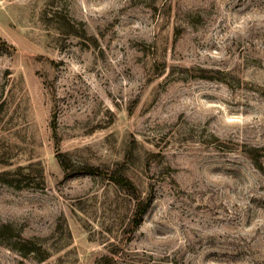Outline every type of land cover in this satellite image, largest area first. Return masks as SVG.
<instances>
[{
    "label": "rangeland",
    "instance_id": "1",
    "mask_svg": "<svg viewBox=\"0 0 264 264\" xmlns=\"http://www.w3.org/2000/svg\"><path fill=\"white\" fill-rule=\"evenodd\" d=\"M0 264H264V0H0Z\"/></svg>",
    "mask_w": 264,
    "mask_h": 264
},
{
    "label": "trees",
    "instance_id": "2",
    "mask_svg": "<svg viewBox=\"0 0 264 264\" xmlns=\"http://www.w3.org/2000/svg\"><path fill=\"white\" fill-rule=\"evenodd\" d=\"M7 43V42H6ZM52 127L54 132L56 133L57 126L55 125V120L52 123ZM58 157L60 158V162L64 166V168L68 169L70 167V159L67 157L65 153H58ZM88 172L91 173H102L106 176H108L111 180H113L116 184H119L121 187L126 189L128 193L132 194L138 199L136 214L134 216L133 223L138 224L142 221L143 215L147 211L151 201L152 197L148 195L147 197H143L139 187L134 182V180L125 173V171L122 168H115V169H101L100 167L93 166V165H85L82 167ZM82 169V170H83ZM3 229L11 227L10 224L3 225Z\"/></svg>",
    "mask_w": 264,
    "mask_h": 264
}]
</instances>
